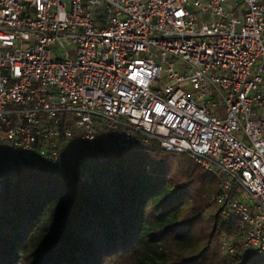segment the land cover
Listing matches in <instances>:
<instances>
[{"label": "built area", "instance_id": "obj_1", "mask_svg": "<svg viewBox=\"0 0 264 264\" xmlns=\"http://www.w3.org/2000/svg\"><path fill=\"white\" fill-rule=\"evenodd\" d=\"M152 142L219 178L222 251L264 255V0H0V189Z\"/></svg>", "mask_w": 264, "mask_h": 264}, {"label": "trees", "instance_id": "obj_2", "mask_svg": "<svg viewBox=\"0 0 264 264\" xmlns=\"http://www.w3.org/2000/svg\"><path fill=\"white\" fill-rule=\"evenodd\" d=\"M219 178L152 142L31 166L0 189V264H264L220 247Z\"/></svg>", "mask_w": 264, "mask_h": 264}, {"label": "rangeland", "instance_id": "obj_3", "mask_svg": "<svg viewBox=\"0 0 264 264\" xmlns=\"http://www.w3.org/2000/svg\"><path fill=\"white\" fill-rule=\"evenodd\" d=\"M52 48H53L52 51L55 52V46H53ZM72 163H73V162H72L71 160H69V161L67 162L66 166H65V169L69 168V167L72 165ZM219 248H220V247H219Z\"/></svg>", "mask_w": 264, "mask_h": 264}]
</instances>
